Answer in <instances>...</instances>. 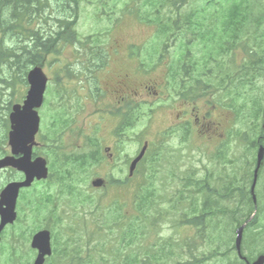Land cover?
I'll return each instance as SVG.
<instances>
[{
  "label": "trees",
  "instance_id": "16d2710c",
  "mask_svg": "<svg viewBox=\"0 0 264 264\" xmlns=\"http://www.w3.org/2000/svg\"><path fill=\"white\" fill-rule=\"evenodd\" d=\"M46 1L50 0H40L39 3H36V0H0V85L6 87L5 89L15 88L17 80L21 84H27L26 76L30 67L41 65L42 59H46L48 55L59 54L64 44L85 45L73 28L75 20L71 19L76 12L68 7L77 6L78 0H55L69 15L73 10L71 18L58 20L59 33H43L32 29L34 20L27 17L34 11L41 14L45 8H39L38 5ZM219 1L208 0L196 9V12L204 14L191 15L184 19V22L179 16L172 17L171 20H175L173 26L169 24L170 18L163 15V11L181 7L185 0H138L137 6L140 12H155V15H142L139 19L156 27L157 42H165L170 33H173L180 37L179 40L184 46L185 33L188 35L186 58L202 60L208 67L199 79L203 75L214 78L215 64L220 66L218 77L212 81L205 79L206 85H211L212 89H220L222 82L226 84L227 77L229 98L234 102L236 109V126L215 145L211 153L205 152L207 162L202 166V170L194 168V160L192 161L191 157L180 160L166 147L164 151L157 148L150 151L140 164L137 173L141 174L138 190L127 186L132 192L130 201H114L106 205L104 197H89L78 190L82 179H89L92 171L107 161L102 146L90 139L87 150L62 159L61 163L51 150L45 155H50L49 159L52 160L50 180L39 183L47 185L45 190L36 184L25 192L20 214L24 215L27 209L31 224L27 231L23 226H12L10 236L5 237L0 248L3 264H30V255L25 249L33 231L42 227L43 222L53 232L54 245L53 256L46 264H236L234 236L236 229L245 223L255 210L251 195L256 167L254 153L260 144H264V139L260 137L264 131H261L258 115V110L264 108V98L262 92L255 93V85L264 74V47L256 37L257 33L260 35V31H264V4L262 0ZM214 4L217 6L214 11L240 12L244 15L226 17L225 20L230 23L224 25L229 30L220 25L222 28L220 34H217L218 26L214 22L216 16L211 17V22L207 23V13L213 11L211 5ZM27 19L30 21L25 26ZM234 21L236 50L241 49L243 53L242 59L237 60L235 66L228 67L229 70L235 71L232 78L230 71L224 74L220 64H223V60L217 62L218 58L232 52V49H225L223 42L217 39L225 38L227 41L231 36L230 29ZM252 31L254 44L249 48L247 42L241 43V39L244 36L250 42ZM192 37L198 43L195 52L190 48ZM84 41L86 44L93 42L90 37ZM90 49L91 59L97 58L96 54L100 49L94 46ZM190 77L194 75L190 74ZM191 94L195 96L196 89ZM11 106L12 103L9 102L6 117L11 111ZM249 106L254 109L251 119L247 111ZM4 123L7 126L8 119H5ZM63 123V119L61 125L57 126L55 123L56 131ZM128 127L118 133H125ZM7 134L0 139V156L7 153ZM186 135L188 139L183 135V141H190L191 128L186 131ZM54 141H51L52 144ZM173 160L174 163L168 164L173 167L162 168L163 163ZM112 161H108L110 168H114L116 158ZM178 162L181 164L175 167ZM57 163L60 164L59 169L61 166L69 169L64 172L56 171L58 178L53 173ZM162 170L168 171V177L162 178ZM53 180L57 184L63 180H70V183L63 186L66 189L56 195L50 189V181ZM106 180L108 184L123 187L129 184L132 178L119 180L109 175ZM167 186L172 187L174 191L167 201H163L168 206L166 209L161 204V199L168 189ZM256 195L258 211L246 229L244 247L247 238L248 244L257 241L258 237L264 240L263 233L253 231L257 227L264 230V165L259 172ZM63 199L69 200L67 208L62 206ZM158 207L162 208L155 214ZM181 209L184 210L180 218L183 221L181 225L193 230L187 241L185 257L183 251L180 255H175L171 248V238L163 239L160 233L168 213L173 216ZM20 218L23 219V216ZM20 218L18 222L21 221ZM199 245H203L200 258L197 256ZM249 259L256 260L255 255H249Z\"/></svg>",
  "mask_w": 264,
  "mask_h": 264
},
{
  "label": "rangeland",
  "instance_id": "374dc122",
  "mask_svg": "<svg viewBox=\"0 0 264 264\" xmlns=\"http://www.w3.org/2000/svg\"><path fill=\"white\" fill-rule=\"evenodd\" d=\"M210 1V0H209ZM223 0H220L221 3ZM208 0H185V5L183 7H179L178 11L186 12L185 16L196 12V9L204 5ZM264 4V0H262ZM46 4L44 10H42L41 14L33 13L29 16V19H33L32 23L35 30H40V32L47 33L49 31L52 32H60V27L58 24V20L61 18L70 17L73 13V10L76 12L73 14V18L71 20H75V25L73 28L77 31L78 36L80 35L81 40H83L82 45L79 44L76 46L80 50L74 48L73 44H64L61 47V52L59 54H51L48 55L46 59H42L43 63L41 67L44 72L49 76V85L46 91L45 96V104L42 109H40L39 114L41 116V127L40 132L37 138V147L34 150L45 158H49V156H45L51 150L54 151L56 159H59V162L63 159H67L69 157H73L75 155L81 154L82 150H87L89 148L90 139H93L95 142H98L102 145V147H113L117 150V146L113 145V142L118 140V137L115 134L116 128V120L113 117L107 119L104 122V127L100 132L98 130H91V125H94L96 120L100 121V118L91 116L95 112V108L91 106V99L85 98L84 95H78L75 92V85L78 87L80 83L76 80L73 81L69 77V72L74 68V61L80 58L84 61H91V47L102 48V51L107 52L110 49L111 45L114 43H118L122 45L120 49V54L118 57L111 56L109 69H113L117 62L114 61L120 57L126 58L128 53V49L130 52L136 54V58L139 61L138 68L143 69L141 72L145 75H148L149 78H155L154 81L160 83L164 80V73L166 72V65L174 60L172 65H175L176 62L181 57H185L188 49L186 47L181 48L180 44L181 40H178L176 34L174 38L178 40V45H170V42L167 40L157 42L155 39L156 35V27L143 23L135 16L129 15L130 11H138L137 6L139 5L138 0H78L77 6L71 5L70 8L73 10L66 13L64 8L61 7V4L55 0H50L46 2H42ZM217 7L215 4L211 5V9L213 11L207 13V22H211V17H213L214 8ZM67 9V8H66ZM176 11L174 9H168L163 11V15L168 17L169 12ZM143 13V12H141ZM140 14V13H139ZM144 15L151 16L153 12H144ZM138 15V13H137ZM136 15V16H137ZM221 14L217 16V22L220 21L219 17L223 16ZM184 16V15H181ZM27 19L26 23L30 20ZM31 24V25H32ZM51 28V29H48ZM261 34L256 35L259 38V42L264 47V31H260ZM1 33V32H0ZM88 37H90L93 42H89L88 44L84 43ZM1 38V35H0ZM245 37L243 36L241 41L244 42ZM95 42V43H94ZM138 44L139 46L131 47V44ZM130 46L127 48V45ZM169 44V47L168 45ZM184 44V43H183ZM254 44V36L252 31V37L250 40L249 48H251ZM165 45L166 51L165 52ZM137 47V48H136ZM198 47V43H195L190 48L193 52L196 51ZM133 50V51H132ZM137 51L139 53V57L137 56ZM243 51L235 53V59L241 60ZM231 54H225L224 56L218 58L219 60H227L229 59ZM234 60V59H233ZM219 63V61H217ZM119 64H129L119 62ZM222 65V62L220 63ZM232 66H235V62L230 63ZM230 64L222 65V68H227ZM73 65V66H72ZM223 69V70H224ZM216 71V69H214ZM258 79V84L255 85V93L262 92V98H264V74L261 75ZM194 80V78H193ZM195 86V84L188 83L187 87ZM6 87L0 85V139L8 133L9 128L5 126V119L7 114V106L9 102L11 103H22L24 100L26 93L28 91L29 86L27 84H21L19 80L15 85V88L5 89ZM159 92H164L163 90L157 89ZM80 94V93H79ZM165 94L162 93L161 96ZM145 100L147 102H142L141 108H139V122L136 126L129 128L125 133L122 134V144H119L120 156L115 162V166L113 169L106 168L105 166H99L92 171V175L89 179H82L80 183V188L78 190L83 194H88L89 197L95 196L96 198L104 197L103 201L107 203L106 205L112 204L114 201L123 203L125 201H130L132 192L128 189L127 186L133 187L134 190H138L140 176L137 175L129 184L123 187H116L111 184H108L104 189L94 190L91 186V182L96 178H104L109 175H113L114 178L119 180H125L129 175V165L137 153L141 150L144 142L151 140L153 142V151H155V147L160 148L161 150H165V147L174 153L176 157L180 160L185 157H191L193 161V165H195V169L202 170V166L207 162V155L205 152L211 153L216 144H218L217 136H211L210 141H207L206 138L207 133L199 136V133H193L190 141L183 142V137L181 132H173L166 133L162 131L164 129L165 118L162 114L163 109L170 108L175 104L179 105L178 99L168 98H157L152 95L150 97H146ZM198 102L196 99L190 100V103ZM197 106L198 110L201 112V115L206 111V107L203 104L198 102ZM72 104L74 107V112L76 114V121L71 120L69 106ZM138 109L137 107H134ZM115 111V109H113ZM209 110V109H208ZM210 111V110H209ZM123 114L118 111L115 112V115H120V119H123ZM157 114L158 118L153 120V115ZM221 113L215 112L214 117H210V119L217 121L220 118ZM65 119V122L62 124V127H58V131H56L55 122L57 121V126L60 125L59 118ZM229 116V115H228ZM56 119V121H55ZM233 119V118H232ZM232 119L226 122L225 124V134L227 135L228 131L232 127H234V120L232 124ZM43 120V121H42ZM97 125V124H95ZM262 125V124H261ZM63 129V131H62ZM94 133V134H91ZM158 133L165 134L163 136H159ZM209 137V136H208ZM210 138V137H209ZM206 139V140H205ZM52 140L54 144H52ZM58 145L59 147H57ZM118 145V144H117ZM115 146V147H114ZM52 148V149H51ZM5 149L9 152V146H5ZM118 154V152H117ZM255 154V153H254ZM2 157V156H0ZM49 160V159H48ZM52 162V160H51ZM61 163V162H60ZM174 163V160L166 161L162 164V168L173 167L168 164ZM181 164L177 163L176 166ZM60 164H56L54 167V176L59 177L56 174V171L60 170L62 172L69 170L67 167H63ZM66 168V169H63ZM164 171L162 178L168 177L167 170ZM16 173L11 172L10 170H5L0 172V190L9 182L15 181L19 179ZM49 183V182H48ZM50 189L54 194H59V192L63 189H66L70 180H63L59 184L54 183V180L51 182ZM39 188L45 190L46 184H37ZM167 185V184H166ZM75 187V186H74ZM77 187V186H76ZM162 188V187H161ZM166 193L162 196L161 204L164 208H168L166 204H164V200L170 198V195L173 193L174 189L170 186H167ZM23 197V194L21 192ZM22 197H20L21 202L18 203V213L19 217L23 216L21 221L16 222L15 225L23 226L24 230H28L30 227L31 221L28 217V210L25 209L24 215H21L23 210L22 205ZM69 203L68 199L62 200V206L67 208V204ZM162 207H158L155 210V214L157 211L161 210ZM183 209H181L178 213H175L173 216H170L168 213V217L166 221L163 223V230L160 231L163 239L171 238V248L175 255H180L183 251L184 257L187 253V241H189V236L193 234V230L190 228H185L183 226H179L180 218L183 214ZM21 212V214H20ZM170 212V211H169ZM182 212V213H181ZM32 226V225H31ZM45 223H42V227H45ZM12 227L8 228L6 231V237H9L12 232ZM38 230V229H37ZM37 230L33 231L36 232ZM256 233H263L264 230L257 228L253 229ZM194 237V236H193ZM192 237V238H193ZM235 237V236H234ZM248 239V238H247ZM245 241L244 252L246 255H255V258L262 259L264 257V240L262 237H258L257 241L248 244V241ZM252 239V237L250 238ZM1 248V247H0ZM30 255V264L33 262L36 252L31 250L30 248V240L29 244H27V248L25 249ZM254 251L255 253H251ZM203 253V245L198 246L197 256L200 258ZM0 264H3L2 258L0 257ZM213 264V262L208 263ZM238 264V262H236Z\"/></svg>",
  "mask_w": 264,
  "mask_h": 264
},
{
  "label": "flooded vegetation",
  "instance_id": "af4514ba",
  "mask_svg": "<svg viewBox=\"0 0 264 264\" xmlns=\"http://www.w3.org/2000/svg\"><path fill=\"white\" fill-rule=\"evenodd\" d=\"M185 14L186 12L180 11L169 12L167 15L168 18H170V25H174V21L171 20L173 16H181ZM193 14L198 13L193 12L190 15ZM214 14L216 16H219L221 14H224L226 16H236L237 14L241 13L216 12ZM131 16L133 17V15ZM232 29L233 32H231L232 34L229 38H227V41L225 39L217 40L219 42H223V47L225 49H232V52H230V54L231 57L235 58L234 48L236 46V39L234 35V28ZM169 41L173 42L170 43L171 46L173 44L178 45V41L174 38L173 33H170ZM167 45L169 47V44ZM129 46L130 44L127 45V48ZM135 46L139 45L135 43L131 44V47ZM180 46L182 45L180 44ZM121 48L122 45L114 43V45H111L110 49L107 50L108 58L95 59V61L87 63L86 65H84L82 61L76 62L77 68L75 69V74L79 73V75L76 76L75 74H73V77L74 80L80 83V85L78 87L75 85V92H77V94L80 96L84 95L86 99H91V106L95 108V112L91 116L100 118V121L96 120V122H94V125H91L92 132L96 130L100 132V130H102L104 127V122H106L107 119H110V117H113V119L116 120V131L122 130L126 126H129L126 129L136 126L139 122V108H141L142 102H147L145 98L154 95L157 98L161 99L169 97L171 100H179V105L175 104L170 108L162 110V114L164 115V118L166 120L164 123V129L162 131L166 132L167 134L180 131L181 134H183L187 131V129H189V127H191L195 132L201 135H204L205 133L209 134L206 138H208V136L210 138H212L211 136H217V139L224 137L226 122L233 118V124V120L236 115L235 104L229 98L230 93L228 88L226 87V84L222 82L220 89H212L211 85L205 84V79H207L208 81H212L218 77V72L220 73L221 71L218 64H215L216 74L214 75V78L203 75L201 79H197L196 81L199 84L197 85L198 88L196 89V95L190 96L189 93L194 91V86L187 87V84L193 81V77H190V74H193L196 71V68L200 67L201 63L195 60H188L186 56L183 58L181 57V59H179L175 65H172L174 62V60H172V62L166 65L164 80L158 83L154 81L155 78H149L148 75H145L141 72L143 70L141 68V63L139 69V61L136 58V54H134V52L131 53L130 49H128L126 58L120 57L114 60L117 62L116 66L113 69H109V58L111 56L118 57ZM137 56L139 57L138 51ZM119 62L129 64H119ZM226 63L228 62H225V64ZM226 73L227 70L225 68L224 74L226 75ZM157 89L163 90L164 92H159ZM162 93H164L165 95L161 96ZM194 99H196L198 102H200V104L202 103L203 106L206 107V111L203 113V115H201V112L197 108V106L199 105L198 102L194 101V103H190V100ZM172 103H174L173 100ZM134 107H137L138 109H135ZM113 109H115V111ZM251 109L252 107H250L248 111L252 112ZM69 110L71 120L77 122L76 114L74 112V107L72 106V104H70ZM116 111L124 113L122 120L120 119V115H115ZM215 112L221 113L220 118L217 121L210 119V117H214ZM263 113L264 108H261V120L264 119ZM58 118L61 125L62 119L60 116ZM152 118L153 120H155L156 118H158V115L154 114ZM63 122H65V119H63ZM165 134L158 133L159 136H163ZM116 136L118 137V140L117 143L116 141H114L113 145L116 144L115 146H118L119 144H122V137L117 134ZM260 137L264 139V134H262ZM145 145L148 146L147 152H149V150L153 147V142L151 140L146 141L144 142L143 146ZM107 148H111L110 153L104 151L103 154L108 157L107 160H109V155L113 153V155L115 156V152H113V147L108 146ZM140 151L136 156L139 155ZM134 158H132L131 162ZM139 165L140 163L137 165L134 174L138 170ZM101 166H105V164H102Z\"/></svg>",
  "mask_w": 264,
  "mask_h": 264
},
{
  "label": "water",
  "instance_id": "95a60500",
  "mask_svg": "<svg viewBox=\"0 0 264 264\" xmlns=\"http://www.w3.org/2000/svg\"><path fill=\"white\" fill-rule=\"evenodd\" d=\"M29 90L23 105L13 106L10 114L11 131L9 133V146L11 155L0 159V171L6 168H12L24 174L21 181H13L7 184L0 193V242L1 234L7 225L13 224L17 220V201L20 191L29 188L37 180H46L49 176V167L47 160L43 157L33 159V148L36 145V136L40 130V115L38 109L44 102L48 77L39 66L34 67L28 74ZM147 150L145 146L139 156L132 162L130 175L137 164L143 159ZM109 149H107V152ZM264 160V147H260L257 154V167L254 172V181L251 188L254 202L256 203L255 189L258 181V173ZM103 179H96L92 185L100 188L104 185ZM254 215L250 218L252 220ZM246 224L237 230L236 248L241 254V245L243 232ZM31 246L38 250V255L33 264H45L46 259L53 254L52 236L47 229L37 232L33 238ZM250 264V263H248ZM253 264H262L261 261Z\"/></svg>",
  "mask_w": 264,
  "mask_h": 264
}]
</instances>
